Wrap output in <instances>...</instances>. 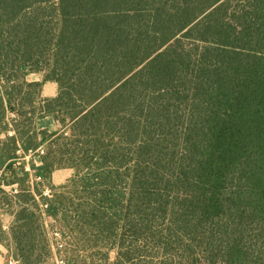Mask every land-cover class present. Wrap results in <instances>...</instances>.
Returning <instances> with one entry per match:
<instances>
[{"label":"trees","instance_id":"16d2710c","mask_svg":"<svg viewBox=\"0 0 264 264\" xmlns=\"http://www.w3.org/2000/svg\"><path fill=\"white\" fill-rule=\"evenodd\" d=\"M0 211L16 264H264V0H0Z\"/></svg>","mask_w":264,"mask_h":264},{"label":"rangeland","instance_id":"374dc122","mask_svg":"<svg viewBox=\"0 0 264 264\" xmlns=\"http://www.w3.org/2000/svg\"><path fill=\"white\" fill-rule=\"evenodd\" d=\"M30 81H43L44 80V74L41 72H34V74L30 77H28ZM37 79V80H36ZM11 116V115H9ZM1 138H5V135L3 134ZM74 174V169L71 167H58L56 168L52 174H51V180L52 183L56 186L61 185L65 182H67ZM8 190L10 187H6ZM49 190L46 188V191ZM0 218L3 223L4 229L9 230V226L13 221V216L6 212V211H0ZM51 219L47 218L44 220V225L46 227L50 226ZM51 234L53 232L51 231ZM13 244L10 238H6L4 243H0V264H16L17 261L15 257L13 256ZM115 252H111L110 257L111 260L115 259ZM55 261L56 264H62L61 260L59 259L58 255H55Z\"/></svg>","mask_w":264,"mask_h":264},{"label":"crops","instance_id":"0c3cea01","mask_svg":"<svg viewBox=\"0 0 264 264\" xmlns=\"http://www.w3.org/2000/svg\"><path fill=\"white\" fill-rule=\"evenodd\" d=\"M33 74L34 73H30L27 77H30ZM57 92H58V84L54 81H46L42 86V95L43 96L52 97V96H55L57 94Z\"/></svg>","mask_w":264,"mask_h":264}]
</instances>
